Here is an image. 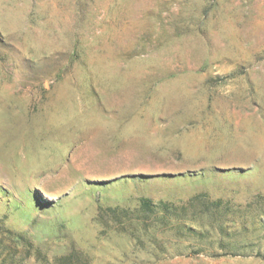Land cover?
<instances>
[{"label":"rangeland","instance_id":"rangeland-1","mask_svg":"<svg viewBox=\"0 0 264 264\" xmlns=\"http://www.w3.org/2000/svg\"><path fill=\"white\" fill-rule=\"evenodd\" d=\"M0 264H264V0H0Z\"/></svg>","mask_w":264,"mask_h":264},{"label":"trees","instance_id":"trees-1","mask_svg":"<svg viewBox=\"0 0 264 264\" xmlns=\"http://www.w3.org/2000/svg\"><path fill=\"white\" fill-rule=\"evenodd\" d=\"M141 205H142L143 209L147 210V211H154L155 210L154 208L156 206L149 197H142ZM166 211H168V209H166ZM223 232H225V231H223ZM196 233H197V231H193V236L196 235ZM198 235H202V233L198 232Z\"/></svg>","mask_w":264,"mask_h":264}]
</instances>
